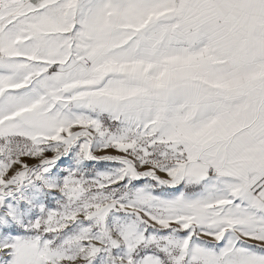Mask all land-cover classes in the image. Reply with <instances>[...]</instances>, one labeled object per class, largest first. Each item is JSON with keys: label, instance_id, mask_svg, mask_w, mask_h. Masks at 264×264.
<instances>
[{"label": "snow or ice", "instance_id": "obj_1", "mask_svg": "<svg viewBox=\"0 0 264 264\" xmlns=\"http://www.w3.org/2000/svg\"><path fill=\"white\" fill-rule=\"evenodd\" d=\"M0 264H264V0H0Z\"/></svg>", "mask_w": 264, "mask_h": 264}]
</instances>
